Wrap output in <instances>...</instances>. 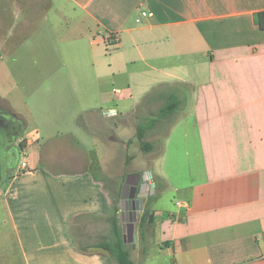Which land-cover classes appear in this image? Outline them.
Returning a JSON list of instances; mask_svg holds the SVG:
<instances>
[{
    "label": "crops",
    "instance_id": "1",
    "mask_svg": "<svg viewBox=\"0 0 264 264\" xmlns=\"http://www.w3.org/2000/svg\"><path fill=\"white\" fill-rule=\"evenodd\" d=\"M142 11L150 15L138 22ZM261 12L264 0H0V27L20 19L24 37L34 33L40 41L35 53L52 38L66 40V46L41 50L45 64L33 69L44 91L55 90L48 103L66 98L76 104L67 128L51 129L54 119L45 118V144L40 127L21 135L20 144L32 134L23 151L19 145V158L29 148L35 157L26 160V169L12 168L0 191L25 264H114L97 243L81 244L80 231L104 226L110 232L116 215L123 230L121 192L128 175L98 178L92 169L97 150L89 138L124 142L114 127L116 120L128 122L120 109L125 96L115 81L102 83L95 64L53 63L62 57L61 49L68 62L79 54L93 56L109 38L123 56L115 73L142 67L147 84L177 79L194 92L193 122L191 129L184 124L181 137L187 144L179 147L188 179L172 183L181 195L174 208L161 207L167 173L147 171L152 180L145 179L150 190L144 207L150 201L155 219L141 231L143 211L138 214L136 246L130 247L137 253V258L131 254L135 264H264V28L256 22ZM62 30L71 36L60 37ZM24 45L31 54L32 43ZM61 75L69 77L72 97L60 95ZM8 110L25 130L27 120ZM114 110L115 115L106 113ZM60 136L71 138V144L54 145ZM60 149L65 156H59ZM192 152L196 161L189 159ZM53 162L66 169H54ZM151 245L158 248L152 257Z\"/></svg>",
    "mask_w": 264,
    "mask_h": 264
},
{
    "label": "rangeland",
    "instance_id": "2",
    "mask_svg": "<svg viewBox=\"0 0 264 264\" xmlns=\"http://www.w3.org/2000/svg\"><path fill=\"white\" fill-rule=\"evenodd\" d=\"M50 16L51 15L48 14V17ZM18 20L20 19H16L14 24L0 27V56L3 57L0 59V106L5 109L10 107L15 113L20 114L27 120L28 126L21 135H24L35 127H40L43 131L40 143L45 144L46 135L48 133V129L46 130L48 127L45 118L50 117L54 119V124L50 126L51 129L57 127L67 128V126L71 125V120L68 118H71L70 114L76 107V104L70 102L72 100L66 98L59 99L61 104L54 105L48 103L46 97L54 96L55 90L51 89L44 91L46 85L40 87L39 72L33 68L34 66L45 64L42 62L41 50H45L47 47H53L52 45H59L60 47H62L61 45L66 46L67 42L66 40H56V38H52L53 41L47 42V46H42L44 49L40 47V51L37 54L35 53V47L40 41L35 40L37 36H35L34 33L24 37L23 28L18 25ZM35 27L37 26H33L32 29ZM59 27L61 28V26ZM33 32H35V30H33ZM66 33L71 36L70 32L62 30L60 32V37L65 36ZM28 37H31V40H26ZM95 37L98 39L102 38L103 35H96ZM105 37L107 38V35H105ZM26 41L32 43L31 54H25L24 43ZM117 49V43L109 38V40H106L96 48L95 53L93 52V56L85 57L79 54L78 58H70L73 62H68L67 59L69 58L65 55L66 50L61 49L62 57L55 56V62L53 63L58 65H67V63L95 64L103 73L100 78L102 83L108 84L111 81H115L116 87L120 88L122 96H125L120 103V109L121 112L128 117V122L123 124L116 120L117 122L114 127L116 132L123 138L124 142L122 141L110 145L106 143V141L99 140L98 137L89 138L95 143L97 150V163L92 165V169L97 177L106 180L109 178L108 174H113L112 177L114 180L118 178L120 174L124 173L127 175L137 173L144 176L147 171H152L153 174L157 176L165 171V173H167L166 180L169 186L166 189L167 196L161 201L160 206L174 208V201L180 198L181 195L172 190V183L183 182L184 179L186 181L188 179L185 173L186 156L179 147L187 144L185 140L182 141L181 137L184 124H187L188 129H191V123L193 122L191 116L193 111L192 102L194 100L193 89L189 88L187 84L185 85L182 83V81L171 78L168 80L170 83L162 82L158 84L148 82L147 84L146 74L142 72V67L129 66L125 67L121 72L115 73L113 68L116 63H121L123 59L121 53H116ZM86 58L89 60L88 62L85 61ZM110 64H112L113 67L110 68ZM61 78L59 82L65 84V90L62 89L60 95L62 96L64 91L67 95L70 94L68 96H71L73 92L67 90V87L70 85L69 77H62L61 75ZM27 83L29 84L26 86ZM146 87H148V89H146ZM171 93H173L180 102L177 111L153 124L152 119L157 117L159 109L166 104L167 98ZM72 125L77 126L78 124L76 122L75 124L72 123ZM138 125H141V127L145 129L144 139L153 143V152L142 150L141 141L137 134ZM176 125L177 127H175ZM96 127L100 128L101 125L96 124ZM20 138L18 140L19 143ZM70 142L71 138L60 136L54 145L64 143L71 144ZM190 144L191 146L194 144L193 139H191ZM159 151L161 152L158 153ZM147 153L151 154L148 155ZM34 155L35 154L32 153L30 148L21 152L17 166L21 159H25L31 163L35 157ZM65 155V150L60 149L59 156L63 157ZM164 156L167 158L165 161ZM126 158H128L129 161L126 160ZM189 159L196 161L194 152L190 154ZM51 164L56 170L61 171L66 169L64 164L55 162ZM13 170L16 171L17 167L13 168ZM12 171H10L9 176H11ZM119 189L120 188H118L117 199L119 198ZM2 196L3 195L0 193V264H25ZM116 203L118 204V201ZM98 228L97 231L93 228L90 230H81L80 232L84 237V239L81 240V244L89 247L99 241L110 240V238L113 237L112 229L109 232L107 227L100 226ZM104 235L105 238H102ZM127 244L129 247H132L131 243ZM156 253H158V248L151 245L150 256L152 257L156 255ZM131 254L134 258H137V253L135 251L131 250Z\"/></svg>",
    "mask_w": 264,
    "mask_h": 264
},
{
    "label": "trees",
    "instance_id": "3",
    "mask_svg": "<svg viewBox=\"0 0 264 264\" xmlns=\"http://www.w3.org/2000/svg\"><path fill=\"white\" fill-rule=\"evenodd\" d=\"M256 22L261 28H264V12L258 13L256 15ZM167 99L168 100L166 104L159 109V114L157 115V117H154V119H152L153 124L162 118H165V117H168L174 114L177 111L180 105V102L177 99V97L173 93H171ZM137 134H138L139 140L141 141L142 150L146 152L152 151L153 143L146 141L144 139L145 137L144 127H141V125H138ZM20 147L21 149H23L24 144L21 143ZM10 179L11 177L9 176L6 184H8ZM150 204H151L150 201L146 203L143 213L140 217L139 227L141 231L147 224H151L154 222L155 218L151 210ZM117 209L118 207H116V210ZM112 231H113V237L110 240L101 241L97 243L96 246L106 250L110 254L114 264H135L134 260L131 257V249L128 246V244L125 243L124 241L123 230L121 226L119 225L117 215L112 220Z\"/></svg>",
    "mask_w": 264,
    "mask_h": 264
},
{
    "label": "water",
    "instance_id": "4",
    "mask_svg": "<svg viewBox=\"0 0 264 264\" xmlns=\"http://www.w3.org/2000/svg\"><path fill=\"white\" fill-rule=\"evenodd\" d=\"M4 147V143L0 142V191L7 182V169L3 164L2 156ZM16 165L17 162L10 167L14 168ZM131 178L135 179V181L131 182ZM145 179L146 178L140 174L128 175L122 186L121 192V219L124 222V241L125 243H131L134 248L137 241L135 224L138 220V214L144 210V198L148 195L150 190V185ZM152 186L155 187V184Z\"/></svg>",
    "mask_w": 264,
    "mask_h": 264
},
{
    "label": "flooded vegetation",
    "instance_id": "5",
    "mask_svg": "<svg viewBox=\"0 0 264 264\" xmlns=\"http://www.w3.org/2000/svg\"><path fill=\"white\" fill-rule=\"evenodd\" d=\"M23 132L24 124L22 120L8 109L0 106V142L5 145L2 150V156L3 164L7 169V179L12 170L10 166L14 165L16 162L18 163L20 151V143L18 140ZM130 180L131 182L135 181L133 178Z\"/></svg>",
    "mask_w": 264,
    "mask_h": 264
},
{
    "label": "built area",
    "instance_id": "6",
    "mask_svg": "<svg viewBox=\"0 0 264 264\" xmlns=\"http://www.w3.org/2000/svg\"><path fill=\"white\" fill-rule=\"evenodd\" d=\"M142 16H140L138 19H137V21L138 22H140V21H142V17H144V16H147V15H150V13H148V12H146V11H142V14H141ZM108 115H115L116 114V111L114 110V111H108V112H106ZM32 136V134L30 135V134H28L23 140H21V142H26V143H29V140H30V137ZM22 151H23V149H22ZM21 151V152H22ZM19 167H21L22 169H26V168H28V162L25 160V159H21L20 161H19ZM144 177L147 179V180H152V175H150L148 172L144 175Z\"/></svg>",
    "mask_w": 264,
    "mask_h": 264
}]
</instances>
